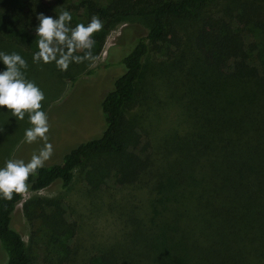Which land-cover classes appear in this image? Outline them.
<instances>
[{"label": "trees", "instance_id": "obj_1", "mask_svg": "<svg viewBox=\"0 0 264 264\" xmlns=\"http://www.w3.org/2000/svg\"><path fill=\"white\" fill-rule=\"evenodd\" d=\"M210 1L0 0V51L20 54L28 78L53 73L77 79L72 74L77 63L61 71L55 62H33L40 13L58 18L67 10L73 23L98 16L103 29L95 33L93 54L117 20L138 17L149 23L146 34L129 35L121 55L106 63L119 71L100 101L98 135L79 141L58 163L44 164L28 180L29 191L56 182L65 189L75 172L97 157L85 175L92 189L102 180L144 191L143 202L128 213L118 212L119 239L83 264H264V4L245 1L227 22L217 21L204 32L169 33L170 19L196 18ZM161 46L172 51L153 57ZM158 103L178 109L181 128L159 126L153 143L146 138L137 148L149 135L145 124L159 125L158 117H149ZM135 104L140 110L136 123L126 117ZM22 195L0 198L3 264H33L11 225ZM33 203L42 204L40 215L50 228L43 257L57 263L64 253L76 251L68 241L76 223L67 220L56 199Z\"/></svg>", "mask_w": 264, "mask_h": 264}, {"label": "rangeland", "instance_id": "obj_2", "mask_svg": "<svg viewBox=\"0 0 264 264\" xmlns=\"http://www.w3.org/2000/svg\"><path fill=\"white\" fill-rule=\"evenodd\" d=\"M98 1L104 3V0ZM245 1L264 4V0H211L198 17L172 18L167 22V28L171 35L189 36L198 31L204 32L212 25L215 26L217 21L227 22L230 13L233 14ZM90 20L78 23L87 25ZM78 23L71 22L70 26L75 27ZM148 27V21L138 17L123 18L114 22L104 38L103 46L94 54L98 60L92 66H89V61L80 63L72 73L77 78L75 81H71L68 76L59 78L53 73L29 77L30 79L26 77L34 81L45 95L42 110L47 114L51 126L47 134L48 142L54 147L53 155L45 164L58 163L62 155L79 141L98 135V128L102 124L99 116L100 101L111 88L114 77L119 71V67L106 66V63H113L121 55V44L129 35L131 38L144 35ZM95 36L94 34L93 39ZM167 51L171 52L172 46L169 48L161 46V51L158 52L160 54L157 53L153 57H164ZM157 105V110L150 112L149 117H158L159 125L154 129L145 124V132L149 135L141 138L137 148L144 146L146 138L151 139L152 142L154 138L152 133L155 130L159 132V126L165 124L166 130L181 128L180 117L177 120L178 109L174 105L159 103ZM138 111H140L139 106L135 104L134 108L126 113V117L136 123ZM183 126L187 127L184 123ZM29 127L31 124L27 114L24 120H18L12 116V112L6 106L0 107V167H4L8 159H23L27 162L33 153H38L43 147L45 143L43 140L32 144L24 141L25 130ZM137 152L140 151L137 149ZM96 160L97 157L87 160L84 164L85 168L75 172L72 183L65 189L56 182L44 189L28 191L22 195L15 207L11 225L20 232L33 258V264H51L43 257V248L50 228L41 218L42 204L33 203L34 199L48 198L60 201L67 220L76 223L75 232L69 233L68 236L70 246L76 251L64 253L59 262L54 264H83L104 245L119 239L123 228L118 212L128 213L136 204L143 202L145 195L140 185V188L133 184L118 186L114 182L103 185L102 180H98V184H94L97 185V189H92L85 175ZM65 256L67 258L63 260ZM5 261L6 253L0 244V264Z\"/></svg>", "mask_w": 264, "mask_h": 264}, {"label": "clouds", "instance_id": "obj_3", "mask_svg": "<svg viewBox=\"0 0 264 264\" xmlns=\"http://www.w3.org/2000/svg\"><path fill=\"white\" fill-rule=\"evenodd\" d=\"M35 28L38 51L33 54V62L45 64L55 62L61 71H67L71 63L89 61L92 66L98 57L93 54L94 34L103 29V22L98 16H92L85 25L78 23L70 27L72 14L63 11L58 18L40 13ZM83 51V55L77 53ZM0 61L6 70L0 71V107L6 106L12 116L24 120L27 114L31 127L25 130L24 141L32 144L38 140L45 143L38 153H33L30 160L8 159L0 167V198L11 201L14 194L29 191L28 180L37 173L54 153V147L48 142L50 124L47 114L42 110L44 92L26 78L23 70L28 68L27 61L18 53L7 54L0 51Z\"/></svg>", "mask_w": 264, "mask_h": 264}]
</instances>
